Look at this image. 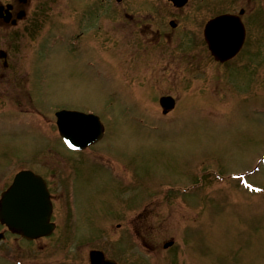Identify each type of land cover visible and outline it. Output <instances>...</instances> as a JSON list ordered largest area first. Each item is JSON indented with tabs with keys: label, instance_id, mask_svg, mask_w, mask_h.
Here are the masks:
<instances>
[{
	"label": "rangeland",
	"instance_id": "374dc122",
	"mask_svg": "<svg viewBox=\"0 0 264 264\" xmlns=\"http://www.w3.org/2000/svg\"><path fill=\"white\" fill-rule=\"evenodd\" d=\"M83 1L94 2V0ZM65 3V0H59L53 12L56 9L61 11ZM116 3L115 9L110 10L111 16L105 20L107 28L104 33L100 36L99 33L94 32L92 38L99 42L98 47L102 50L116 53L117 60L119 55L121 58L122 51L131 47L133 54H130V58L126 60L135 66L139 63L148 81L153 85L158 82V89L173 96L177 102L181 99V102L175 110L177 111L175 116L170 115L167 118L159 113L156 101L159 93L156 89V95L150 91L149 97L142 91H137L142 99L148 98L149 107H152L139 109L130 95L123 92L116 93L118 87L115 83L119 84L116 80L115 87H110V81L100 82L95 79L86 66L87 63L80 60L82 55L76 56L77 50L67 52L66 49H56L60 53L52 52L51 60H44L41 68L29 64V87H26L29 92L36 93L37 99L33 100L43 112L48 113L60 107H78L83 110H93L103 117L106 125L110 127L108 128V138H110L104 140L103 144L95 149L101 148L99 152H107L112 163L110 165L100 159L91 161L87 159L65 182L67 191L75 196L77 210L74 211V217L75 221H79L81 229L79 231L78 226L72 224L69 193L64 191V185L59 182L62 181L61 171L65 170L63 173L67 174L68 169L71 168L72 163L69 165L71 156L55 139L54 125L48 124L49 130L40 133L30 127L29 118L25 116L16 117L9 127H6L7 123L3 119L0 121V188L18 168L33 167L45 172L41 165L49 167L54 161L52 159L55 151L60 153L57 154V158L58 156L65 158L57 161L59 170L54 175H46L49 177V186L56 198L55 217L59 230L51 238L38 241V245H45V249L39 255L40 263L68 264L70 252H73L71 248L83 250L79 247H84L87 241L96 248L103 247L108 256L119 258L122 264H264V194L256 195V199H250L245 193L236 192V184L226 180L218 185L219 190H213L215 196L211 193V188L216 186L211 181L208 188H202L200 198L181 196L179 192L172 194L164 187V184L189 181L191 174H194L197 168L205 170L201 168L216 165L223 173L241 171L248 167L249 159L264 144V17L255 10L253 3H246V0L239 2L220 0L214 4L208 3L206 6L198 1L197 7L203 9L201 12L193 9V12L174 11L175 14L173 8L162 0H121ZM238 4H244L247 12V48H245L246 52L243 51L244 54L241 51L236 58L226 63L220 64L210 59L206 47L202 49L203 51L196 52L191 51L189 46H184L187 50L184 53L189 52V57L185 55L187 59L183 58L181 66L178 63L180 59L172 56L169 70L166 69L163 74L153 75L154 68L158 65L149 61L150 58H154L153 53L138 52L141 49L136 45L133 36L117 35L120 24L121 26L131 24V33L134 35L137 30H144L149 24L153 27L154 22L162 33V29H167L166 24L170 18H175L178 28L183 31L184 26H190L187 24L200 28L202 18L205 20L212 13L227 9L238 10ZM255 5L257 8L258 5ZM61 23L63 19L57 18L53 24L48 23V28L52 27L53 34L69 31L68 26L64 27ZM112 25H115L114 29ZM95 26L87 23L86 32L92 33L94 28L96 30ZM43 40L44 42L51 40L50 33L45 35ZM258 43L261 44V48L258 47ZM50 51L45 50L44 55L48 56ZM14 54L21 56L16 52ZM106 55L111 61L114 60L110 54L106 53ZM139 56L145 61L139 60ZM248 57L250 61L247 63ZM198 59L199 66L195 62ZM9 67L14 70L18 66ZM9 74H11L10 69L3 75L7 77ZM111 76L115 78L114 75ZM153 79L157 81L153 82ZM134 81L139 83L138 80L134 79ZM8 89H10L8 83L0 81V112L6 108L15 112L20 111L12 102L18 98L6 96ZM21 99H24L21 106L26 109L29 98L22 96ZM42 106H45V110ZM212 106H214L211 110L213 115L209 117L207 111ZM259 109L262 111L256 112ZM224 112L228 115L224 116ZM158 117L165 122L160 120L155 122ZM6 119H9L8 114ZM85 156L90 157L88 154ZM114 173L133 176L138 181L139 188L145 189L138 193L134 192V197L138 196L137 206L127 209L130 206L123 202L122 192L126 189L123 187L120 189L118 185L123 178L118 176L111 180L109 175ZM187 175L191 176L185 178ZM234 180L238 182L237 179ZM254 181L263 186L264 169ZM119 194L122 202L115 203L113 199ZM233 197L244 201L238 202L236 199L233 202L231 201ZM154 205L161 207L160 215L144 216L149 225H140L142 228L150 227L149 233L142 235L156 247L152 254L156 259L152 260L151 255L141 249L136 238L139 236L129 222L124 225L120 223L123 216H131L137 211L136 209L139 210L144 206L156 207ZM239 212L242 213L238 214ZM199 213L201 218L207 214L206 224H202V227L196 220ZM98 218L101 222L97 220L94 224ZM140 219L135 222H139ZM110 221L114 224L120 223L118 226H111ZM234 224L242 225L233 228ZM72 227L78 229L77 237L67 235L65 241L71 248H64L63 233H66L67 228L71 230ZM96 227L102 229L95 231ZM198 228L202 229V233H199L201 229ZM203 229H207L208 232H204ZM124 231H128L126 240H122V236H125ZM186 232V237L190 240L184 238ZM166 234H171L176 239V246L169 250L162 249L159 244V240ZM196 234H202V237L207 238L205 245L201 237L196 243L192 240L195 239ZM238 235L242 240L237 238ZM128 236H132L133 239ZM222 243L228 248L239 246L241 249L229 259L224 253L218 252ZM51 244L52 248H50ZM124 244L126 247L121 250ZM133 244L142 254L141 257L138 256L139 253ZM20 245L21 243L12 237L9 243H0V252H17ZM200 246L208 251L202 250ZM88 249L90 248L86 247L84 253ZM32 253L34 252L29 256H33ZM143 255L149 256L150 260L145 259ZM80 257V253L73 255L74 260ZM6 263L0 261V264Z\"/></svg>",
	"mask_w": 264,
	"mask_h": 264
},
{
	"label": "water",
	"instance_id": "95a60500",
	"mask_svg": "<svg viewBox=\"0 0 264 264\" xmlns=\"http://www.w3.org/2000/svg\"><path fill=\"white\" fill-rule=\"evenodd\" d=\"M236 41H237V44L240 43L239 39H236ZM237 48L238 47L235 46V48H233L232 50H229L228 48L220 49L219 50L220 52L217 51V54L220 58L226 57L228 55H231L235 50H237ZM164 102L169 104V105L172 104V101L169 98H164L162 100V103H164ZM68 119L69 118L65 117L64 115H59V124L62 125L64 123H66V121ZM30 177L31 176L29 173L21 172L18 175V180L14 181L13 186H14V188L19 187L21 183H25V180L27 181V183L33 182L34 184L33 183H29V184L33 185V187H32V188H34V189H32L33 194H35L37 191L39 192L35 196V199L40 204V207H38V210L36 212V209H34L33 206L28 205L26 202H23L24 200L17 197V198H15L16 209H15V211H12V213L15 215L16 218L10 219L9 221L11 223H15V228H17V229H20L22 231H30L34 227L33 232H35L36 234H38V233L41 234V233H43V231L40 232V230H42L43 228L46 227L44 224V220L42 221V219H40V221H41L40 223L36 222V221H38V218H39L41 212L45 211L42 209L43 205L41 204L42 202L40 200L43 199V201L46 202V204H47V201L45 198V191L43 189H41V185L38 184V182H40V181L39 180H37L38 182L33 181ZM40 194H42V197H40ZM45 207H46V205H45ZM3 211H4V207H2V213H3ZM5 212L10 213L11 209L7 208ZM46 212H47V210H46ZM45 213H44V215H45ZM3 218H4L3 219L4 221H6V222L8 221L7 215H5V217L3 216ZM38 230H39V232H37Z\"/></svg>",
	"mask_w": 264,
	"mask_h": 264
},
{
	"label": "flooded vegetation",
	"instance_id": "af4514ba",
	"mask_svg": "<svg viewBox=\"0 0 264 264\" xmlns=\"http://www.w3.org/2000/svg\"><path fill=\"white\" fill-rule=\"evenodd\" d=\"M3 4L11 3L10 14L11 17L14 18L16 16V12L22 8V5L18 4L17 0H0Z\"/></svg>",
	"mask_w": 264,
	"mask_h": 264
}]
</instances>
